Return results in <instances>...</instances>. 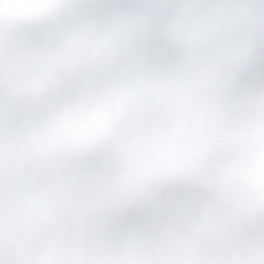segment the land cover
<instances>
[{
	"label": "snow or ice",
	"instance_id": "snow-or-ice-1",
	"mask_svg": "<svg viewBox=\"0 0 264 264\" xmlns=\"http://www.w3.org/2000/svg\"><path fill=\"white\" fill-rule=\"evenodd\" d=\"M0 264H264V0H0Z\"/></svg>",
	"mask_w": 264,
	"mask_h": 264
}]
</instances>
